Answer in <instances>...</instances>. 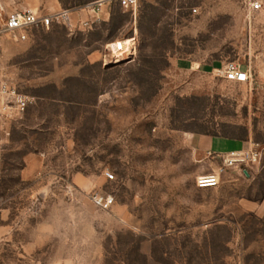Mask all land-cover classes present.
<instances>
[{
  "label": "rangeland",
  "instance_id": "rangeland-1",
  "mask_svg": "<svg viewBox=\"0 0 264 264\" xmlns=\"http://www.w3.org/2000/svg\"><path fill=\"white\" fill-rule=\"evenodd\" d=\"M22 1L0 0V24ZM36 1L72 25L1 38L3 75L33 103L0 134V264H264V0ZM227 61L250 81L213 73ZM202 135L261 161L200 189L219 163Z\"/></svg>",
  "mask_w": 264,
  "mask_h": 264
},
{
  "label": "built area",
  "instance_id": "built-area-1",
  "mask_svg": "<svg viewBox=\"0 0 264 264\" xmlns=\"http://www.w3.org/2000/svg\"><path fill=\"white\" fill-rule=\"evenodd\" d=\"M117 2L124 11L134 12L138 5V0H117ZM103 4L104 0L95 3L98 10ZM251 7L253 10H258L261 9L262 4L256 1L251 4ZM95 9L97 8L94 6L93 10ZM193 11L196 12V9H193ZM54 23L72 25V11L64 9L51 14H43L32 10L13 12L5 17L0 25V48L1 38L4 35L23 40L32 28H49ZM83 23L87 24V22ZM212 71L227 81L245 83L251 79L250 71L234 61L224 62L213 68ZM32 103V96L21 91L3 75L0 60V134L10 135L12 123L21 119ZM208 156L212 159H218L219 163L212 171L197 176L196 186L200 189L219 185L224 173L231 168H239L244 171L248 167L257 165L261 161L262 152L257 144L252 143L248 147L223 153L209 152ZM106 176L110 179L113 178V175L109 172H106ZM91 200L97 207L104 210L111 208L114 203L112 196L99 193L91 194Z\"/></svg>",
  "mask_w": 264,
  "mask_h": 264
},
{
  "label": "crops",
  "instance_id": "crops-1",
  "mask_svg": "<svg viewBox=\"0 0 264 264\" xmlns=\"http://www.w3.org/2000/svg\"><path fill=\"white\" fill-rule=\"evenodd\" d=\"M22 2H23V4H5L3 7L5 8L8 15H10L13 12L26 11V10H32V9L37 10V12L38 11H41V12L45 11L47 13L58 12V10L61 9L60 4H53V3L52 4H41L40 1H36V0H25ZM3 7H1V12L4 10ZM218 138L224 139L225 141H228V142H231L234 144H237L239 146V148H237V149L248 147L247 143L240 141V140H237V139H229V138H222V137H216V136L202 135L197 139V150L201 153H204V154H208L209 152H214L212 150V148L215 147L216 139H218ZM263 203H264V200H263Z\"/></svg>",
  "mask_w": 264,
  "mask_h": 264
},
{
  "label": "bare ground",
  "instance_id": "bare-ground-1",
  "mask_svg": "<svg viewBox=\"0 0 264 264\" xmlns=\"http://www.w3.org/2000/svg\"><path fill=\"white\" fill-rule=\"evenodd\" d=\"M122 50H123V42L118 43L115 47L111 48L109 51V55L112 60L119 59L120 56H122Z\"/></svg>",
  "mask_w": 264,
  "mask_h": 264
},
{
  "label": "trees",
  "instance_id": "trees-1",
  "mask_svg": "<svg viewBox=\"0 0 264 264\" xmlns=\"http://www.w3.org/2000/svg\"><path fill=\"white\" fill-rule=\"evenodd\" d=\"M54 24H57V23H54ZM54 24H52L51 26H53ZM26 113H27V111H26ZM26 113H25V115H26ZM25 115H24V116H25ZM24 116H23V117H24ZM23 117H22V118H23ZM22 118H21V119H22ZM19 120H20V119H19ZM17 121H18V120H17ZM15 122H16V121H15ZM15 122H13L12 125H11V131H12V128H13V125L15 124ZM10 133H11V132H10Z\"/></svg>",
  "mask_w": 264,
  "mask_h": 264
},
{
  "label": "water",
  "instance_id": "water-1",
  "mask_svg": "<svg viewBox=\"0 0 264 264\" xmlns=\"http://www.w3.org/2000/svg\"><path fill=\"white\" fill-rule=\"evenodd\" d=\"M244 173H245L246 175H248L247 170H244Z\"/></svg>",
  "mask_w": 264,
  "mask_h": 264
}]
</instances>
